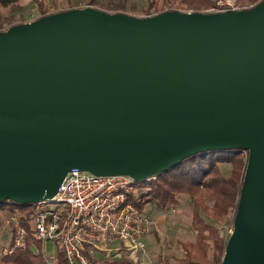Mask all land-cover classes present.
I'll return each mask as SVG.
<instances>
[{"label":"water","instance_id":"95a60500","mask_svg":"<svg viewBox=\"0 0 264 264\" xmlns=\"http://www.w3.org/2000/svg\"><path fill=\"white\" fill-rule=\"evenodd\" d=\"M208 152L247 154L221 264H264V0L0 32V205L48 202L72 170L141 183Z\"/></svg>","mask_w":264,"mask_h":264},{"label":"trees","instance_id":"16d2710c","mask_svg":"<svg viewBox=\"0 0 264 264\" xmlns=\"http://www.w3.org/2000/svg\"><path fill=\"white\" fill-rule=\"evenodd\" d=\"M18 0H0V7L9 8ZM41 18L48 13L43 4L45 0H33ZM108 0H90V5L100 3L102 11L118 13L124 11L123 4H107ZM141 11L144 17L167 11L206 12L215 9L217 0H144ZM237 2L243 0H235ZM253 6L261 0H245ZM99 5V4H98ZM175 5L177 7L175 8ZM166 7H168L166 9ZM154 12L153 14H151ZM36 19V20H37ZM22 24V23H21ZM13 25H9L8 29ZM1 32V31H0ZM245 152H208L197 154L154 179L136 185L135 193L130 196L131 203L142 212L145 204L151 203L161 212H167L179 206L178 197L187 196L192 210L190 227L194 240L181 243L183 256L175 259L177 264H221L227 239L221 237L218 230L207 224L206 220L221 224L232 214V219L239 199L246 167ZM220 165H229L228 176L222 174ZM10 204V203H6ZM0 205V209L3 207ZM17 207H26L18 206ZM33 218L21 217L22 225L29 232V221ZM1 248V245H0ZM40 242L27 238L24 250H16L10 256L3 257L0 264H48L46 258L35 249ZM54 264H67L61 254H57ZM107 264H117L107 261Z\"/></svg>","mask_w":264,"mask_h":264},{"label":"built area","instance_id":"2783aa9c","mask_svg":"<svg viewBox=\"0 0 264 264\" xmlns=\"http://www.w3.org/2000/svg\"><path fill=\"white\" fill-rule=\"evenodd\" d=\"M230 9L239 10L228 6L208 12ZM137 184L128 176L96 177L78 170L70 171L50 201L33 205L29 232L22 225L21 217L10 218L11 239L1 246L0 260L16 250H24L28 237L40 243H53L67 264L137 260L143 248L141 241L159 231L157 222L130 201ZM51 203L57 204L56 210L47 207ZM115 242L120 243L119 248L111 249L109 245Z\"/></svg>","mask_w":264,"mask_h":264},{"label":"rangeland","instance_id":"374dc122","mask_svg":"<svg viewBox=\"0 0 264 264\" xmlns=\"http://www.w3.org/2000/svg\"><path fill=\"white\" fill-rule=\"evenodd\" d=\"M107 4H123L124 13L133 17H144L141 11L145 4L144 0H108ZM43 4L47 7L48 13H57L68 9H81L90 5V0H45ZM99 4V5H98ZM216 5L219 9H226L228 6L239 10L250 8L252 4L245 0L237 2L235 0H217ZM93 8H104L100 3L92 5ZM177 5H175V8ZM168 7H166L167 9ZM100 10V9H99ZM109 13H113L107 11ZM152 12L151 14H153ZM40 16L37 4L33 0H18L15 5L9 8L0 7V31H6L9 25H18L35 21ZM153 16V15H151ZM222 174L228 176L230 173L229 165H220ZM179 206L170 209L167 212H161L151 203L145 204L142 213L150 215L158 224V233L154 232L144 238L141 243L143 248L138 254V259L130 261V264H177L175 259L183 256L181 243L193 241L194 236L190 227V216L192 205L187 196L178 197ZM47 207L51 210L57 209V204L51 203ZM34 215L33 206L17 207L14 204H5L0 209V223L5 229L2 234L1 243H4L8 236H11V225L8 223L11 217L30 218ZM207 224L218 230L221 237L228 238L232 230V214H229L221 224L206 220ZM120 243L115 242L109 247L119 248ZM35 251L41 253L47 260L48 264L55 263V257L58 254L57 248L53 243L42 242L40 248ZM111 254H107L110 256ZM98 258H102L98 255ZM117 264H123L122 262Z\"/></svg>","mask_w":264,"mask_h":264},{"label":"crops","instance_id":"0c3cea01","mask_svg":"<svg viewBox=\"0 0 264 264\" xmlns=\"http://www.w3.org/2000/svg\"><path fill=\"white\" fill-rule=\"evenodd\" d=\"M2 210V208H1ZM5 233V229L2 227L1 223H0V245L3 246V245H6L9 243L10 239H11V236L6 239V241H4V243H1V240H2V234ZM158 233V232H157ZM115 261L117 263H120L122 262L123 264H130V260H122V259H115V260H112V262ZM140 264H144V263H140Z\"/></svg>","mask_w":264,"mask_h":264}]
</instances>
